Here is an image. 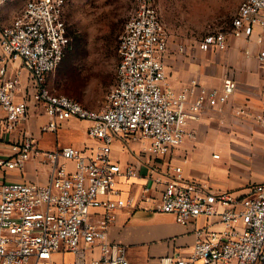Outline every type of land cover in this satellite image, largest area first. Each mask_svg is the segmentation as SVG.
Listing matches in <instances>:
<instances>
[{"label":"built area","instance_id":"obj_1","mask_svg":"<svg viewBox=\"0 0 264 264\" xmlns=\"http://www.w3.org/2000/svg\"><path fill=\"white\" fill-rule=\"evenodd\" d=\"M12 1L0 0V11ZM64 4L65 0H29L0 35V142L10 145L9 153L0 152V264H54L57 252L74 253L73 264H132L125 247L108 240V228L120 209L138 201L121 196L118 178L140 173L133 164L124 167L112 159L114 140L120 137L127 144L146 139L155 160L163 159L185 142L189 122L200 118L207 106L221 109L238 84L227 70L218 88L197 78L180 90L172 87L166 22L156 0H136L120 38L116 81L105 106L92 109L55 93L48 78L69 42ZM256 29L264 32V0H242L229 26L203 35L198 48L221 51L228 38L250 40ZM179 51L185 52V45ZM246 53L251 55L250 50ZM257 58L264 65V49ZM29 100L49 117L43 132L57 131L68 119L87 120L88 135L100 145L90 152L74 145L43 150L27 133L10 140L30 117ZM28 161L46 168V181L5 180V170L23 169ZM150 175L163 184L161 211L175 214L182 223L203 215L220 219L219 230L196 231L192 253L177 256V264H264V183L239 198L228 192L214 195L206 182L187 179L176 164H155ZM149 191L144 187L139 200H148ZM92 246L100 255L86 259L84 250Z\"/></svg>","mask_w":264,"mask_h":264},{"label":"crops","instance_id":"obj_2","mask_svg":"<svg viewBox=\"0 0 264 264\" xmlns=\"http://www.w3.org/2000/svg\"><path fill=\"white\" fill-rule=\"evenodd\" d=\"M18 7L8 3L1 9L0 35L3 26L17 14ZM263 49L264 32L256 29L250 40L228 38L224 50H200L196 61L184 60L183 56L168 58L167 55L168 81L177 90L194 78L207 87L218 88L227 70L233 72L238 87L221 109L207 106L200 118L191 120L185 142L163 159L155 160L146 139L131 140L127 144L120 137L114 140L112 159L124 167L133 164L140 173L138 176L123 175L118 178L117 187L121 196L138 201L133 206L120 209L108 228V240L124 246L126 257L132 264H177V256L186 257L192 253L198 229L221 228L218 215H203L182 223L175 214L161 211L163 184L155 183L150 175L155 164H160L162 168L168 163L181 166L187 179L206 182L214 195L228 192L241 198L249 193L253 185L264 183V65L257 58ZM247 50L251 51V55L246 53ZM20 62L18 60L16 64ZM23 81L27 85L26 70L23 71ZM28 104L30 117L9 135L10 140L27 133L43 150L74 145L90 152L100 145L98 139L88 135L90 122L87 120L68 119L60 123L57 131L43 132L42 126L48 123V115L33 100H29ZM0 152L9 153L10 145L0 142ZM46 178V168L36 161H28L23 169L5 170L7 181L44 182ZM144 187H150L149 199L141 201L139 196ZM208 200L215 203L213 196H209ZM216 207L223 209L217 203ZM84 254L86 259L98 257L99 248L87 247ZM65 256L69 260H65ZM76 258L72 252H57L54 264H73Z\"/></svg>","mask_w":264,"mask_h":264},{"label":"rangeland","instance_id":"obj_3","mask_svg":"<svg viewBox=\"0 0 264 264\" xmlns=\"http://www.w3.org/2000/svg\"><path fill=\"white\" fill-rule=\"evenodd\" d=\"M29 0H15L20 12ZM170 35L168 58L196 61L199 40L227 28L242 0H156ZM136 0H65L63 18L69 39L65 56L48 78L55 93L102 109L116 81L119 43ZM77 43V44H76ZM186 51L180 52L179 46ZM65 260H69L65 256Z\"/></svg>","mask_w":264,"mask_h":264},{"label":"trees","instance_id":"obj_4","mask_svg":"<svg viewBox=\"0 0 264 264\" xmlns=\"http://www.w3.org/2000/svg\"><path fill=\"white\" fill-rule=\"evenodd\" d=\"M77 44V43H76Z\"/></svg>","mask_w":264,"mask_h":264}]
</instances>
